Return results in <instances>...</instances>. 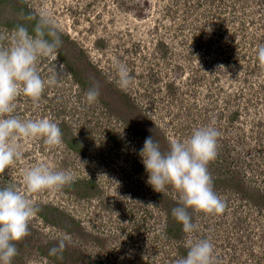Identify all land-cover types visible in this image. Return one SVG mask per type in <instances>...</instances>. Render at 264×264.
<instances>
[{
    "label": "rangeland",
    "instance_id": "374dc122",
    "mask_svg": "<svg viewBox=\"0 0 264 264\" xmlns=\"http://www.w3.org/2000/svg\"><path fill=\"white\" fill-rule=\"evenodd\" d=\"M43 10L62 45L57 61L41 58L38 66L45 81L59 73L58 83L45 88L38 109L18 97L14 114L51 119L63 143L19 140L23 157L0 174V188L24 193V171L41 162L75 181L28 194L39 211L30 235L15 242L12 264H176L189 238L210 239L218 264H264V71L253 49L264 41V0H0V34L35 26ZM117 61L133 77L128 91L117 85ZM97 84L100 95L90 105L86 93ZM205 126L220 132L208 167L227 207L221 215L189 209L198 230L185 234L181 224L173 236L167 232L176 224L167 217L180 193L147 183L139 151L152 136L166 152L172 139ZM117 201L136 203L141 225L116 237L108 225L86 233L88 217L116 219ZM65 236L67 255L47 259L55 246L48 242Z\"/></svg>",
    "mask_w": 264,
    "mask_h": 264
},
{
    "label": "clouds",
    "instance_id": "9594fccd",
    "mask_svg": "<svg viewBox=\"0 0 264 264\" xmlns=\"http://www.w3.org/2000/svg\"><path fill=\"white\" fill-rule=\"evenodd\" d=\"M30 34L23 25H17L11 36L0 34V174L20 161L23 152L18 143L21 139L42 138L50 148L62 145V131L58 124L49 118L21 119L15 115L16 101L21 95L30 98L33 108L40 107L42 95L47 86L58 83L57 73L45 81L40 73L38 61L47 58L55 62L62 40L57 24L50 11L39 13L37 23ZM264 40V38H263ZM8 41V46H5ZM253 45L261 68L264 71V41ZM117 85L122 91H128L133 84L130 69L119 61L114 64ZM99 85L89 88L86 93L88 104L98 101ZM220 132L213 126L197 128L185 140L172 139L169 149L161 150L160 144L152 136L145 139L139 151L147 183L159 193L167 186L174 187L179 193V203L172 209V216L182 224L185 234L198 230L189 212H204L221 215L227 204L213 188V178L208 165L218 155ZM72 173L54 170L41 162L26 169L22 193L14 186L0 188V264H12L18 255L15 242L30 235V223L39 209L28 194L43 191H58L74 183ZM71 242L63 237L49 250V255L61 254ZM186 257L176 264H218L214 245L210 239L194 241L189 238L185 245Z\"/></svg>",
    "mask_w": 264,
    "mask_h": 264
},
{
    "label": "trees",
    "instance_id": "16d2710c",
    "mask_svg": "<svg viewBox=\"0 0 264 264\" xmlns=\"http://www.w3.org/2000/svg\"><path fill=\"white\" fill-rule=\"evenodd\" d=\"M37 18L32 21V25L36 24L37 23ZM31 25V24H30ZM33 28L34 26H31L29 27V31L33 33ZM9 30V29H7ZM5 31V30H4ZM65 38V37H64ZM69 143V142H68ZM70 145V144H68ZM103 205L102 208H104V206H108V203L105 204V202H102ZM117 206H116V211H119L118 213L114 214L112 213L114 216H116V219L115 218H112L111 216H104L103 214H96V216H93V218L91 220H93L95 222L96 225H99L101 230L102 228L105 226V225H108V228H109V233L111 235V237H116L117 234L122 230V228H132L133 231L138 227L140 226L141 224H139V222H137V220L135 219V210L136 209L135 207H138V205L136 203H129L131 207L128 206V203L127 202H122V201H117L116 202ZM171 206V205H170ZM100 208V207H99ZM108 210V209H107ZM173 220V222L176 224V227H175V231L174 230H168L169 225L168 223L166 224V230H168L167 233L169 234H172L173 236H176V229L177 228H180L181 227V223H179L178 221H176V219L172 216V214L168 215L167 217V220L170 221V218ZM72 219V218H71ZM126 224V225H125ZM135 225V226H133ZM85 232L86 233H89L91 235H97V234H94L92 233L91 231L89 230H86L85 229ZM58 241H49L48 244L49 245H56ZM61 254H57V255H49V253H44V256L47 258V259H53L55 261H58V259L56 258L57 256H60ZM62 255H67L66 253V250L63 251ZM57 259V260H56ZM88 264H91V262H88Z\"/></svg>",
    "mask_w": 264,
    "mask_h": 264
},
{
    "label": "built area",
    "instance_id": "2783aa9c",
    "mask_svg": "<svg viewBox=\"0 0 264 264\" xmlns=\"http://www.w3.org/2000/svg\"><path fill=\"white\" fill-rule=\"evenodd\" d=\"M91 219L92 218H89L88 217V218H86L85 224H84V222H82L85 225V229L91 231L94 234H97L100 231V234H101V232H103V231H101L100 226L99 225H96L95 222L93 220H91ZM97 230H98V232H97ZM105 236H106L105 238L109 237V242H110V236L107 235V234H105Z\"/></svg>",
    "mask_w": 264,
    "mask_h": 264
}]
</instances>
